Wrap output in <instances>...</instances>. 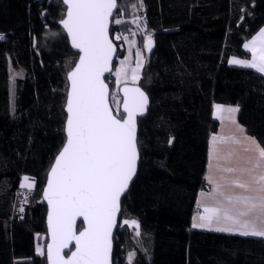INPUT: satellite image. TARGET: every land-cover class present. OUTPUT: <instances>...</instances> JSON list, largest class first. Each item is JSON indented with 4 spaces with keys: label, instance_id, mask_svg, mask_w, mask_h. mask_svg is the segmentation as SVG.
<instances>
[{
    "label": "trees",
    "instance_id": "trees-1",
    "mask_svg": "<svg viewBox=\"0 0 264 264\" xmlns=\"http://www.w3.org/2000/svg\"><path fill=\"white\" fill-rule=\"evenodd\" d=\"M117 1L113 72L124 54L115 33L143 26L154 47L137 83L150 107L138 120L140 161L121 200L113 264H264L261 238L191 227L207 189L198 174L204 142L219 128L214 105L238 106L239 124L264 148V74L229 64L250 58L243 46L264 26V0ZM65 12L62 0H0V264H47L42 191L65 143L67 73L78 58L59 25ZM11 70L22 72L14 108ZM113 72L105 79L116 114ZM24 177L31 189L20 187ZM125 219L139 222L137 240ZM36 236L44 237L42 254Z\"/></svg>",
    "mask_w": 264,
    "mask_h": 264
},
{
    "label": "snow or ice",
    "instance_id": "snow-or-ice-1",
    "mask_svg": "<svg viewBox=\"0 0 264 264\" xmlns=\"http://www.w3.org/2000/svg\"><path fill=\"white\" fill-rule=\"evenodd\" d=\"M62 4L66 6V18L60 23L71 39V46L78 49L79 59L67 73L70 87L65 105L66 142L55 157L43 193L48 204V229L52 238V243L47 246V259L49 264H112V232L117 227L121 196L136 176L140 158L137 116L145 113L148 97L139 87L125 86L122 112L114 115L108 102V85L102 77L111 71L116 51L109 38L110 23L119 25L123 22L113 15L118 7L117 0H62ZM140 7H143L142 0ZM115 38L121 39L119 35ZM0 39L5 37L0 35ZM152 47L149 34L145 48L151 51ZM244 48L251 52V60L233 58L229 63L264 74V28L245 43ZM141 67L138 60L137 67L132 69L133 82L139 79ZM121 71L116 73L118 78ZM216 108L219 110L221 106ZM244 139L257 143L254 138ZM172 142V139L168 141L169 144ZM258 157L245 168L221 167L212 162L221 159L218 149L210 147V174L205 180L214 186L210 192L202 191L200 195L211 197L213 203L210 206L206 202H197L203 211L193 217V229L264 240V148L259 150ZM217 171L239 172L240 175L220 184L214 179ZM26 186L32 187L20 185L21 188ZM78 217H82L87 226L77 234ZM123 224L135 226V234L140 235L137 220H124ZM72 241L75 250L66 257L63 250ZM37 252H41L39 247Z\"/></svg>",
    "mask_w": 264,
    "mask_h": 264
},
{
    "label": "crops",
    "instance_id": "crops-1",
    "mask_svg": "<svg viewBox=\"0 0 264 264\" xmlns=\"http://www.w3.org/2000/svg\"><path fill=\"white\" fill-rule=\"evenodd\" d=\"M262 28H264V26ZM258 32L254 36H256L258 34ZM252 37L249 40H247L245 43H248L252 39ZM243 48H244V46H243ZM244 50L247 51L248 53H250V58L243 59V58H238V57H230L229 60H231L233 58H237V59H241V60H251V58H252L251 52L245 48H244ZM230 65L235 66V67H242L239 65H233V64H230ZM242 68H245V67H242ZM217 105L221 106V108L219 110L216 108ZM223 106H226V105L215 104L213 107V117L215 120L218 121L219 128H218V131L216 133H208L206 136V140L204 142L202 159L200 161V166H199V170H198L199 176L201 178H204V179H205L206 175L210 174L209 167H208L210 147L214 146L216 149H218V155L221 157V159L219 161L213 160L212 162L214 164L219 163L221 165V167H234V168H238V169L239 168H245V167L250 166V162L254 163L256 161V159L259 158L258 153H259V150L261 149V146L258 144V142L256 140L255 141L257 143H255V144L252 143L250 140H220V138L223 137L222 132H220V126H221L222 120L225 119V110L224 109H226V108H223ZM237 123L239 124L238 120H237ZM244 131H245V129H244ZM229 133L231 134V132H229ZM214 136L216 137L215 142H213ZM236 146L238 147L241 155L235 158L233 154L235 153V147ZM249 158H251V161H249ZM241 159H243V160L240 161ZM234 163H236V164H234ZM239 175H240L239 172H237V173H226V172L217 171L214 173V179L216 180L217 183L224 184L226 181H230L231 179H234V178H236V176H239ZM221 176H223L225 179L221 180ZM243 178L247 179L246 176H244ZM205 182L207 184V189L199 190L197 202L198 201L206 202L211 206L213 203L211 197H207V196L201 197V195H200V193L202 191L206 192V193L210 192L214 186L213 184H209L206 180H205ZM225 191H235V192L239 193L242 190L241 189H231V190L225 189ZM197 208H200L201 210L196 211L194 213L193 217L196 216L198 212L203 211L202 207L197 206ZM193 217H192V222H193ZM196 230L208 231V230L199 229V228H197ZM213 232H215V231H213ZM220 233H222V232H220ZM43 240H44L43 236H36V249L35 250H36L37 254L43 253ZM38 247L41 249L40 253L37 252Z\"/></svg>",
    "mask_w": 264,
    "mask_h": 264
},
{
    "label": "rangeland",
    "instance_id": "rangeland-1",
    "mask_svg": "<svg viewBox=\"0 0 264 264\" xmlns=\"http://www.w3.org/2000/svg\"><path fill=\"white\" fill-rule=\"evenodd\" d=\"M143 29L144 27L141 26V29L138 28L137 31H135V33H133L130 36H123V37L120 36L121 39H123V44L121 45V47L124 49V54H123V57H119L117 59L116 66L112 74L113 78L116 81L115 83L116 91L114 92V95H113V103L115 105L116 110H118L119 102H120V97L117 95L118 87L125 83L137 84L139 79L133 82L132 69H135L137 67L138 60L142 64V67L147 61V52L145 50L144 44L147 40V36L149 35V33H145L144 35H142L141 30ZM124 37H127V39H124ZM137 51H139L140 53L139 57H137ZM122 61H123V64L121 63ZM142 67L138 70L139 78L141 75ZM121 69L122 71H121L120 77L118 78L116 73ZM10 73H11V100H12V108H14L13 97H14V92H15V83H16V79L22 76V72L19 70H11ZM223 108H226V109H224L225 119L222 120V123L220 126V132H222V135H223V137L220 138V140H246L244 139L245 137L252 138L248 136L245 133L244 128L237 123L238 111H235V112L228 111V109L230 108H236L239 110L238 106L226 105V106H223ZM229 132H231V134ZM233 155L235 158L241 155L237 146L235 147V153ZM242 160L243 159H241L240 161ZM22 183H24L25 185L33 186V181L30 179L25 181L23 178ZM125 220H132V219H125ZM130 228L133 232L135 240H137L138 236L135 234L136 233L135 226H131Z\"/></svg>",
    "mask_w": 264,
    "mask_h": 264
},
{
    "label": "water",
    "instance_id": "water-1",
    "mask_svg": "<svg viewBox=\"0 0 264 264\" xmlns=\"http://www.w3.org/2000/svg\"><path fill=\"white\" fill-rule=\"evenodd\" d=\"M117 3H118V1H117ZM65 7H66V6H65ZM114 11H115V10H114ZM65 18H66V12H65V16H64L63 19H65ZM63 19H62V20H63ZM59 25H60V27L62 28V30L65 32V34H66V36H67V38H68V40H69V44H70L71 49H72L74 52H76V53L78 54V58H77V60H76V62H75V63H77V62H78V59H79V51H78V49H74V48L71 46V39H70V37L68 36L67 31L63 28V25H62L60 22H59ZM110 27H111V23H110ZM110 27H109V38H110ZM110 39H111V38H110ZM111 40H112V39H111ZM112 42H113V40H112ZM146 43H147V40H146L145 44H146ZM113 44H114V46H115V48H116V51H115L114 54H113L112 62H111V65H110L111 71H110V72H105V73H104V76H103L102 78L104 79L105 83L108 85V93H109V95H108V102H109L110 108L112 109L113 114L115 115L114 110H113L112 105H111V101H110V94H111L110 86H109V84L106 82V79H105V77H106L107 75H109V74H111V73L113 72V66H114V63H115V60H116V58H117V54H118L117 47H116V45H115L114 42H113ZM145 44H144V47H145ZM153 47H154V42H153ZM153 47H152L151 51L153 50ZM145 50H146V52H148V53L151 52V51H148L147 48H145ZM74 67H75V64H74V66L71 68V70H72ZM71 70H70V71H71ZM67 82H68V89H69V87H70V82L68 81V79H67ZM125 86H127V87H139V88H140V89L146 94V92H145V91H144V90H143L138 84L125 83V84L120 85L119 88H118V91H119V94H120V97H121V104H120V111H121V112L123 111V91H122V89H123ZM146 95H147V94H146ZM147 97H148V95H147ZM66 99H67V98H66ZM65 105H66V104H65ZM149 107H150V99H149V97H148V104H147V108H146L145 113H144L143 115H138V116H137V139H138V120L147 116V114H148V110H149ZM64 110H65V108H64ZM65 113H66V110H65ZM66 116H67V113H66ZM65 123H66V122H65ZM65 137H66V133H65ZM65 142H66V139H65ZM61 150H62V149H61ZM61 150H60V151H61ZM57 155H58V154H57ZM139 156H140V154H139ZM139 161H140V158H139ZM139 161H138V164H139ZM54 163H55V159H54L53 164H54ZM53 164H52V166H53ZM52 166H51V167H52ZM50 170H51V168H50ZM50 170H49V172H50ZM49 172H48V175H47V179H46V182H45V186H44L43 191H42V199H43V202L45 203V205H46V207H47V213H46L47 242H46V245H45V255H46L47 264H49V261H48V259H47V246H48L49 244L52 243V238H51V233L49 232V229H48V220H47V217H48V210H49V209H48L47 201L44 200L43 193H44V190H45L46 187H47V181H48ZM135 177H136V176H135ZM135 177L133 178V181L130 183V185H129L128 189L126 190V192H125L124 194H122V196H121V200H122V198L124 197V195L127 193V191L129 190V188H130V186L132 185V183L134 182ZM121 213H122V206H121V201H120V212L117 214V218H116V224H117V225H118V223H119V219H120V217H121ZM80 222H82V224H83V228H85V227L87 226V225L83 222V218H82V217H78L77 220H76V232H77V234L79 233V231L83 230V228H82L81 230L78 231V225H79ZM116 228H117V227H115V228L113 229V232H112V253H111L112 264H113V252H114V235H115V232H116ZM74 250H75V242L72 241V242H70L68 248H66V249L63 250V253H62V254H64V255L67 257V255H70L71 252L74 251Z\"/></svg>",
    "mask_w": 264,
    "mask_h": 264
},
{
    "label": "built area",
    "instance_id": "built-area-1",
    "mask_svg": "<svg viewBox=\"0 0 264 264\" xmlns=\"http://www.w3.org/2000/svg\"><path fill=\"white\" fill-rule=\"evenodd\" d=\"M151 34V33H150ZM119 35L118 33H115V37ZM151 36L153 37V35L151 34ZM201 209L200 208H196V211H200Z\"/></svg>",
    "mask_w": 264,
    "mask_h": 264
}]
</instances>
